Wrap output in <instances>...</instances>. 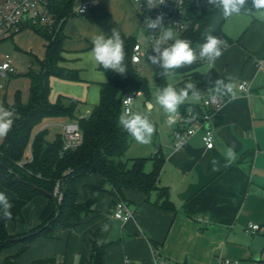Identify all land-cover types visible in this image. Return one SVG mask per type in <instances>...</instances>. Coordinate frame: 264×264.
Returning <instances> with one entry per match:
<instances>
[{
	"label": "crops",
	"instance_id": "1",
	"mask_svg": "<svg viewBox=\"0 0 264 264\" xmlns=\"http://www.w3.org/2000/svg\"><path fill=\"white\" fill-rule=\"evenodd\" d=\"M7 1L0 0V5ZM80 1L79 6L89 4L90 10L86 16L74 19L76 14L66 23L61 66L78 70L83 81L51 77L50 101L55 103L61 96L79 100L83 103L82 112L91 88L100 90L106 82L105 74L91 58L92 38L102 33L108 36L115 28L124 40L127 53L128 42L136 39L140 30V16L130 0ZM227 21L219 27L231 43H225L214 67L209 68L201 60L177 70L184 75L178 84L193 81L201 93L199 101L192 99L186 103L202 106L205 98L215 94L217 80L232 83L235 95L222 96L225 104L210 122L215 137L213 149L206 148L203 129L175 149L174 125L168 143L158 148L165 160L158 185L168 190L175 210L156 205L161 202L157 191L147 196L127 190L122 201L134 213V219L117 220L113 217L115 202L109 187L102 189V179L98 176L86 177L79 186L78 201L98 202L97 211L85 216L74 230H62L55 233L54 239L40 238L30 243L32 256L24 264L49 257L55 258L54 264H78L82 256L91 258L93 242L106 246L104 264H155L157 255L170 264H214L218 254L240 264H264V11L234 14ZM34 39L43 42L46 54L47 41L36 33ZM33 48L28 49L32 65L46 58L39 59ZM228 77H232L231 81ZM10 79L6 84L0 78L5 88L0 90V104H13L18 92L27 104L30 79L22 78V84L19 79ZM243 82L250 84L249 94L239 91ZM91 110H87V115ZM42 125L43 122L36 132L46 129ZM3 141L0 138V144ZM228 148L233 149L234 160L227 157ZM26 159L30 158L26 156ZM152 168L153 162L149 161L145 169L150 172ZM39 197L23 210L26 212L40 199L38 213L33 217L36 223L28 231L41 224V216L49 204L47 197ZM250 223L260 225V231L247 233ZM105 225L108 230L102 231ZM19 246L21 250L26 245ZM16 262L23 264L18 258Z\"/></svg>",
	"mask_w": 264,
	"mask_h": 264
},
{
	"label": "trees",
	"instance_id": "2",
	"mask_svg": "<svg viewBox=\"0 0 264 264\" xmlns=\"http://www.w3.org/2000/svg\"><path fill=\"white\" fill-rule=\"evenodd\" d=\"M75 3L76 0H50L49 7L56 19L55 25L52 27L37 24L25 29L34 31L47 41L46 58L38 62V71H30L25 75L31 81L28 103L22 102L21 93L18 92L13 104H3L5 108H14L15 116L12 130L0 144V188L13 195L11 200L7 197L13 205L10 209V220L4 218L3 209L0 207V251L21 244L26 245L22 248V251H25L29 244L37 239H54L57 230H74L85 216L97 211L98 202L78 201L82 180L93 175L102 179V189L109 187L115 205L123 200L127 190H137L147 196L157 191L161 202L158 201L156 205L164 210H175L168 190L158 185L165 162L160 152L151 158H135L131 161V166L123 159L134 139L117 123L123 111V98L128 93L151 96L148 82L136 75L137 66L131 62L135 38L127 45L125 78L100 66L106 76V82L101 84L99 104L89 115L83 118L77 116L83 105L79 100L61 96L55 103L50 101L51 77L70 82L83 81L78 70L61 66L66 39L65 25L76 15ZM247 7H251V2H247ZM219 11L222 9L211 6L208 8L206 4L201 10L192 11L187 30L178 38L191 40V46L195 49L204 43L210 24ZM256 12L258 11L255 9L251 12L241 11L249 15ZM213 35L227 44L231 43L221 27ZM161 71L158 70L156 74V82L157 86L163 89L168 85L166 74L161 76ZM187 82L195 84L193 81H185L175 88L179 89ZM196 88L199 90L198 86ZM190 107L203 112L199 104L186 102L179 109L185 111ZM48 118L78 121L83 134L81 146L65 151L62 134L54 141H48L47 129L36 132V128ZM28 149H31L30 159H26ZM149 161L153 162V168L147 172L145 168ZM58 184L61 201L55 196ZM38 196H45L49 200L41 216V224L24 234L11 235L7 231V223L21 218L24 208ZM92 249L91 258L82 256L78 264H104L106 246L93 242ZM16 258L17 256L8 257L5 264H19ZM54 263L55 258L49 257L30 264Z\"/></svg>",
	"mask_w": 264,
	"mask_h": 264
},
{
	"label": "clouds",
	"instance_id": "3",
	"mask_svg": "<svg viewBox=\"0 0 264 264\" xmlns=\"http://www.w3.org/2000/svg\"><path fill=\"white\" fill-rule=\"evenodd\" d=\"M149 10L158 8L165 3V0H144ZM206 6L222 9V14L225 18L241 11L251 12L264 11V0H252L251 7H247V0H206ZM164 14L159 13L155 18L145 16L144 25L148 29L152 40V53L147 56V60L152 65L160 68L161 76L165 75L169 70L180 68L184 65H190L197 60H205L209 68L215 66V62L223 53L225 41L218 36L209 34L206 36L203 44L198 45V50L194 49L192 41L189 39L177 38L174 31L169 26L164 25ZM171 41V43H169ZM91 58L96 65L101 66L104 70H110L117 74H125L127 66L125 61V46L124 40L120 33L112 28L110 35L105 36L103 33L95 35L92 38ZM232 77H228L231 81ZM217 87L215 92L220 95L232 94L233 84L225 83L224 80L216 81ZM191 99L199 101L201 93L192 82H187L179 89L169 85L161 90H158L155 96V102L167 114L166 123L172 126L176 123L179 115V107L185 101ZM133 98L125 99V107L118 117V126L129 133L136 142L140 144L151 143L153 134L156 129L154 124L147 116L133 110ZM152 105L149 104V108ZM15 109L5 108L0 104V138H5L12 130L14 125ZM227 157L230 160L235 159V153L232 148H228ZM12 204L4 192H0V207L3 209L4 218L10 220L12 213L10 209ZM105 225L102 231H107Z\"/></svg>",
	"mask_w": 264,
	"mask_h": 264
},
{
	"label": "built area",
	"instance_id": "4",
	"mask_svg": "<svg viewBox=\"0 0 264 264\" xmlns=\"http://www.w3.org/2000/svg\"><path fill=\"white\" fill-rule=\"evenodd\" d=\"M134 8L140 16V29L146 33L148 38V48L152 52L153 36L150 35L148 29L143 24L145 16L155 18L159 13L164 14V25L169 26L174 31L175 36L178 38L185 32L189 26L190 13L192 11L201 10L206 0H165L163 5L158 8L149 10L144 3V0H130ZM50 0H8L5 4L0 6V42L13 38L17 34L25 31L27 26L30 25H47L54 26L56 19L49 7ZM90 10L89 4H83L75 13L80 16H86ZM171 43V41L169 42ZM198 50V46L195 48ZM224 49V48H223ZM146 51L143 50L139 41L133 47L131 62L139 66L142 64V57L145 56ZM154 54V53H153ZM197 60L195 62H199ZM16 71L12 66V61L8 55L5 61L0 65V75L5 77L7 74L13 75ZM3 84L0 83V88ZM250 84L243 82L239 86V91L249 94ZM140 94V93H139ZM138 95V94H135ZM134 97L128 93L123 98V109L125 107L124 101L128 97ZM225 99L219 95L214 94L203 100V112L195 111L193 108L187 110H178V117L174 124L175 130L173 132L174 148L178 149L185 145L187 141L192 138L200 130H204L203 141L207 149L211 150L215 147V137L213 131L208 128L211 120L216 112H218L225 104ZM134 104V100H133ZM150 102L146 105L149 110L153 109V105L149 108ZM84 117V116H83ZM80 117V118H83ZM62 137L64 141V150H74L81 146L83 143V134L80 129L78 121H71L62 126ZM55 196H58L61 201L62 195L59 193V184L56 187ZM113 217L117 220L128 222L134 219V213L128 208L124 201H119L113 209ZM261 229L260 225L250 223L246 227V232L256 234ZM157 253V251H156ZM155 264H170L160 256H156ZM214 264H240L239 261L230 260L222 256L216 255Z\"/></svg>",
	"mask_w": 264,
	"mask_h": 264
},
{
	"label": "rangeland",
	"instance_id": "5",
	"mask_svg": "<svg viewBox=\"0 0 264 264\" xmlns=\"http://www.w3.org/2000/svg\"><path fill=\"white\" fill-rule=\"evenodd\" d=\"M80 0H76L74 11H77L78 6L80 5ZM1 6V5H0ZM80 7V6H79ZM80 15H76L74 19H78ZM225 18L223 17L222 11H219L216 16L214 17L213 21L210 24V27L207 31V35L214 34L217 28L223 24V21ZM227 21V20H226ZM229 21V19H228ZM227 21V23H229ZM35 32L27 29L26 31L17 34L13 38H9L7 40H4L0 42V64H2L5 61L6 55H8L12 61V66L15 69L16 73L13 74L11 77H3L0 75L1 80H4L7 84L9 79H19L22 84L24 81L22 78H26V74L30 71H38L39 64L36 61L34 65L31 64V56L29 55L28 49L35 50L34 54L38 56L39 59L45 58V49L43 46V42L39 41L38 39H34ZM206 38V37H205ZM136 39L139 41V44L142 46L143 50L146 51L145 56L142 57V64L136 67V75L140 78L145 79L151 90V96H146L143 93H140L138 95H135L134 93H131V95L134 97V104H133V110L136 112L141 113L142 115H145L148 117V119L154 124L155 126V133L153 134L151 143L145 145L140 144L136 142L134 139L130 145V148L126 152L124 156V161L131 166V161L135 158L144 157V158H151L154 156L155 152H157L158 148L164 147L166 143L171 138L172 134V126H169L166 123L167 120V114L164 112L163 108H161L159 105L155 102V96L158 92V90H161L159 86H157L156 82V74L160 68L152 65L148 62L147 56L149 54H153L151 51H149L148 48V38L146 36L145 32H142L141 29L136 34ZM203 44V43H202ZM38 50V52L36 51ZM44 51V55H43ZM39 53V54H38ZM125 63V62H124ZM178 68L169 70L166 73V82L167 85L176 86L181 80H183L184 75L182 76L181 72H177ZM102 74V73H100ZM184 74V73H183ZM125 74H121L122 77H125ZM22 86V85H21ZM13 87V84L11 85ZM4 85L2 88H0L1 91H3ZM58 90V88L56 89ZM2 96V95H1ZM100 99V90L97 87H92L91 91L88 95V98L85 100L86 105L82 112L78 113V117H81V115L86 116L88 109H93L95 105L99 103ZM191 97L189 100L185 102L191 101ZM150 102L154 109L149 110L146 103ZM4 102L2 103V105ZM179 110V109H178ZM70 121L67 119V121L64 119L60 121H56L53 118H48L45 121H43L44 128L48 130V141H54L59 134L62 132V126L66 123H69ZM42 124V123H41ZM39 128V126L36 128V130ZM26 156L28 158H31V152L28 149ZM151 165V163H150ZM149 165V166H150ZM0 192H4L7 197L11 200L13 198V195L8 192L7 190L0 188ZM45 197V196H43ZM42 196L39 198H43ZM39 200L33 204H31L30 209H28L26 212L23 211L22 213L23 217L17 219L16 221H10L7 223L6 228L7 231L10 234H16L13 236L21 235L17 233H22L25 231H28L29 228L33 227L34 223H36L35 219L33 217H36L38 213V204ZM42 200V199H41ZM26 208V207H25ZM30 210V211H29ZM32 212V213H31ZM63 229L57 230L58 233L63 232ZM74 233V231H73ZM24 234V233H23ZM22 245V244H21ZM21 246H14L11 248H6L0 251V264H5V260L8 257L17 256L20 263H25L29 258L32 256V253H30V249H26L25 251L20 250ZM71 260V254L68 256V262L70 263Z\"/></svg>",
	"mask_w": 264,
	"mask_h": 264
},
{
	"label": "water",
	"instance_id": "6",
	"mask_svg": "<svg viewBox=\"0 0 264 264\" xmlns=\"http://www.w3.org/2000/svg\"><path fill=\"white\" fill-rule=\"evenodd\" d=\"M208 128H210V125L208 126ZM55 202H56V203H58V200H57V199H55Z\"/></svg>",
	"mask_w": 264,
	"mask_h": 264
}]
</instances>
